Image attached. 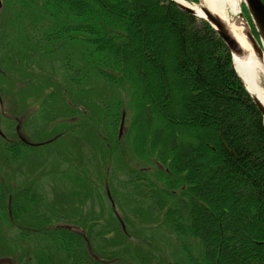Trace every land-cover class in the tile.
I'll return each mask as SVG.
<instances>
[{"label":"trees","instance_id":"obj_1","mask_svg":"<svg viewBox=\"0 0 264 264\" xmlns=\"http://www.w3.org/2000/svg\"><path fill=\"white\" fill-rule=\"evenodd\" d=\"M20 1L23 8L9 6L0 24V97L12 96L18 109L29 102L38 106L26 117L32 126L25 130L41 124L39 129L49 134L42 142L58 132L45 146L71 145L73 152L63 164L78 171L60 176L73 189L57 195L65 206L50 213L39 207L43 194L33 192L37 180L32 172H46L32 166L27 176L15 168L35 148L0 137V165L9 173L5 177L0 170V258L14 264H156L151 254L133 246L131 232H115V225L120 230L115 216L100 223V214L88 221L101 224L96 232L80 224L99 261L88 255L78 232L55 227L65 220L78 224L79 205L93 186L100 188L90 175L98 171L100 179L101 162L90 151L86 162L82 151L85 144L104 150L93 116L96 107L103 111L108 141L118 145L121 102L109 111L95 100L100 89L112 88L128 97L138 157L157 166L131 170L115 188L107 185L113 200L116 191L126 204L141 200L147 206L136 208L134 218L161 222L177 239L196 240L200 255L188 258L189 264H264V121L210 25L170 0ZM150 13L158 17L152 20ZM158 46L162 57L148 54ZM14 82L19 89L14 90ZM80 116L86 117L83 124L71 121ZM60 120L72 124L50 134ZM15 174L23 183L14 190ZM21 201L32 206L33 214L26 213ZM228 247L236 251L231 256L225 254Z\"/></svg>","mask_w":264,"mask_h":264},{"label":"rangeland","instance_id":"obj_2","mask_svg":"<svg viewBox=\"0 0 264 264\" xmlns=\"http://www.w3.org/2000/svg\"><path fill=\"white\" fill-rule=\"evenodd\" d=\"M25 1L26 0H23V2L27 4ZM38 3H42L41 0H39ZM21 5L22 4L20 0H0V24L3 22L4 20L3 18L8 16V14L10 13V12L7 13L9 6H14L16 11H20L23 8ZM149 16L153 20L155 19V17H158V13H150ZM239 21L241 23V20ZM12 26H17V24ZM150 53H159V55L162 57L163 50L158 46L155 48V50L149 49L148 54ZM145 63H146L145 65L148 66L150 62L146 60ZM182 77L186 78V76H182ZM0 86H3L1 82H0ZM16 89L19 88L15 83L14 90ZM2 91L4 92V89H2ZM99 93H100L99 97L97 96L95 98L96 103L99 105H105V107L109 108V111L113 110V106L115 104H118L119 101L121 102L117 111L121 115L123 113L125 118H124V123L122 126V132L120 138H118L117 136L118 145L114 146L113 143H110V141H108L106 132L104 131L106 120L102 116L103 111L96 107L93 116H94V120L100 125L101 128L100 131L101 135L98 136L101 141L100 144L103 145L104 150L91 148L88 144H85V149L82 148V151L86 152V155L83 158L85 159L86 162H89V159L87 158L89 151L95 162L97 163L101 162L99 164L100 179H98V171L90 175V177L96 178V180H94V185L99 184L100 188L96 187V190H94L95 186H93L91 193L86 196L87 199L85 203L82 205V207L81 205L78 204L80 207V212L77 215V218L75 219V222H77L78 224L73 225L72 222H67L66 220L65 222L61 221L58 223V224L71 225L74 227L81 226L80 224L83 223L85 226L86 225L88 226L89 232L91 231L96 232L97 230L102 229L101 224L99 225L98 222L94 225L88 224L89 223L88 221H91L92 218L93 219L98 218L99 215L101 214L103 220L100 223H102L105 222V220L112 221L113 216L115 215L114 212H112L111 207H109L110 203L106 200L107 185H112L113 188L117 187L116 184L118 181L127 180L129 178L131 170L153 171V169L157 167L154 161H150L151 165L145 164V162L141 161L140 158L138 157L139 155L135 149V133L133 130V111L129 105V100L126 94L123 92L121 93L115 92L114 90H112V88H102L100 89ZM156 93L158 94L157 90ZM92 95L93 94L88 95V97L86 98L87 102L89 103L91 102ZM0 98H1L0 125H1V129H3V131H6V134L8 135V139L12 141L18 140V138L15 135L16 126L20 127L21 132L24 133L23 135L25 136V138H27L26 140L30 143L42 142V140L44 141L45 138L49 136V134H45V131L39 129L42 127L41 124L39 125L37 124L36 128L29 129L27 131L25 130L27 126H32V124L26 120V117L29 118L32 117V114L34 113L35 109L38 110V106L35 107L33 102L27 103V108L25 109H18L14 107L15 99L12 98V96L2 94ZM85 120H86L85 116H80L77 117L74 123L83 124ZM71 124H72L71 121L60 120L58 121V123H55L54 125L51 126L49 133L51 134L52 132L57 130L59 132L64 131L68 128V126H71ZM119 124L120 121L118 122L117 125L116 135H118ZM38 129L40 131H38ZM208 132L210 135H212V132L210 130ZM57 134L58 132L55 133L53 136ZM112 147H117L115 152L112 151ZM70 151L73 152V147L71 145L67 146L65 149L63 145L60 144L59 142L50 146H42L39 148H35L30 152L29 160L27 159L20 160L22 165H17V166L15 165V168L18 167V170L23 171L24 173L28 172L26 173L27 176L31 175V173L28 170H30V167L32 166L38 168L37 170L46 172L45 176L43 174H39V173L36 174L35 172H32V174L36 176L35 178L37 180L36 184L34 185V189L33 188L32 189L34 190L33 192L35 194H37L35 191H38L39 193L43 194L44 200L42 199V202L39 205V207L46 209L50 213L56 214V212H58L57 207L59 205L60 207L63 208L65 206L64 202L61 205L60 202L56 201L57 195L64 194L65 191H69L73 189V187L71 186L72 183L68 182L66 177H60L65 172L68 173L67 176H69V173L73 174L74 171L75 172L78 171V168L72 167L68 163L63 164V159L66 158V156L69 154ZM73 154L75 153H71L70 156L73 157L74 156ZM78 156L81 157V153H79ZM149 159L151 158L149 157ZM81 168L82 167H79V170ZM1 169L3 170L2 173L4 174V176L8 177L9 173L6 171L8 169L2 168V166L0 165V170ZM87 170L89 171L90 169L88 168ZM49 173H53L55 175H50ZM15 179L17 181V185L15 186L16 188H14V190L18 189L20 187L19 185L23 183V177H19L15 174ZM72 179H74V177ZM124 193L126 195L128 194V192H124ZM12 195H14V193H11V196ZM115 196H116V200L114 199L113 202L115 204L116 213L120 215L122 220H125L124 225L126 230L123 232H131L133 236L131 237L130 242L133 243L134 247L140 249V251L148 252L149 254H151V258L154 261V263L156 262V264H189L188 258L191 257L195 258L200 255L199 243L196 240L191 238L177 239L174 235L171 234L172 231L166 226L155 224L154 222L149 223L146 217L143 216L140 217L139 219L134 218L133 215L134 210L136 208L145 209L147 203L141 204L142 201L138 200L139 202L138 204L135 203L129 205L126 204V202L124 203L119 198L118 191H116ZM127 202H130V199ZM20 204L28 215L33 214L34 211L30 204L23 203L22 201L20 202ZM119 210L121 212H119ZM65 213L66 212L64 210L62 212V215L65 216ZM58 216L62 217L60 215ZM16 225L18 226V224ZM115 226L117 230L115 232H122L120 231L121 227L119 230L117 225ZM83 229L84 228L81 227V230ZM137 232H143V233L136 235ZM92 243L96 244L95 241H93ZM91 248L94 251L95 246L92 247L91 245ZM234 252L236 251H234V249L232 250V247H228L225 251V254L227 256H231L232 254H234Z\"/></svg>","mask_w":264,"mask_h":264},{"label":"water","instance_id":"obj_3","mask_svg":"<svg viewBox=\"0 0 264 264\" xmlns=\"http://www.w3.org/2000/svg\"><path fill=\"white\" fill-rule=\"evenodd\" d=\"M172 2L182 11H185L199 19H203L210 24V26L216 31L217 35L224 42L232 56L233 68L241 80V76L237 73L235 67V59L244 60L249 63L250 68L255 69V65L261 63L264 60V4L261 0H243L244 6L248 12V15L251 19V22L254 26L256 34L258 36V41L253 37L251 32L248 30V27L245 23L243 15L241 18L245 23V30L242 33L243 40L247 43V47L243 48L237 39L232 34L231 30L228 28V25L219 17V15L209 12L207 9L202 8L203 16H198L192 9L182 6L172 0ZM263 76H264V67H263ZM248 92V91H247ZM249 93V92H248ZM251 100L261 113L264 118V107L259 103L249 93ZM121 132V130H120ZM0 264H11V261L8 259H0Z\"/></svg>","mask_w":264,"mask_h":264},{"label":"bare ground","instance_id":"obj_4","mask_svg":"<svg viewBox=\"0 0 264 264\" xmlns=\"http://www.w3.org/2000/svg\"><path fill=\"white\" fill-rule=\"evenodd\" d=\"M178 4L192 9L198 16H203L202 8L209 12L219 15V17L228 25L239 44L247 47V43L243 40V29L238 28L240 15L242 13L243 0H200L198 4H191L186 0H174ZM239 25V26H238ZM235 67L237 73L241 76V80L248 92L264 107V81L263 67L264 60L255 65V69L249 67V63L244 60L235 59Z\"/></svg>","mask_w":264,"mask_h":264}]
</instances>
